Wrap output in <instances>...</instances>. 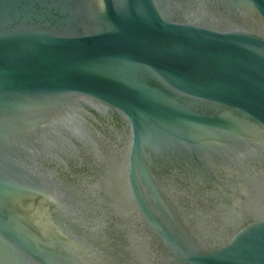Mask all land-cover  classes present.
<instances>
[{
    "label": "water",
    "instance_id": "95a60500",
    "mask_svg": "<svg viewBox=\"0 0 264 264\" xmlns=\"http://www.w3.org/2000/svg\"><path fill=\"white\" fill-rule=\"evenodd\" d=\"M0 264H264V0H0Z\"/></svg>",
    "mask_w": 264,
    "mask_h": 264
}]
</instances>
